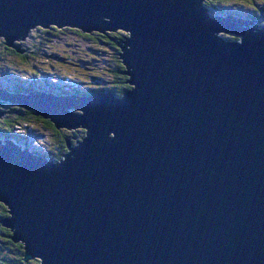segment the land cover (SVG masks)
<instances>
[{
	"label": "water",
	"instance_id": "1",
	"mask_svg": "<svg viewBox=\"0 0 264 264\" xmlns=\"http://www.w3.org/2000/svg\"><path fill=\"white\" fill-rule=\"evenodd\" d=\"M206 1L0 0L18 54L38 26L129 33L122 96L0 86V118L12 103L86 132L58 160L0 139L2 222L25 261L264 264V28Z\"/></svg>",
	"mask_w": 264,
	"mask_h": 264
},
{
	"label": "trees",
	"instance_id": "2",
	"mask_svg": "<svg viewBox=\"0 0 264 264\" xmlns=\"http://www.w3.org/2000/svg\"><path fill=\"white\" fill-rule=\"evenodd\" d=\"M232 1L234 0L206 1L208 14L223 15L224 13L235 12V15L249 17L250 20L257 21L258 24L263 26V21L257 19V15L263 14L262 9L255 16L246 12L248 6L253 7L255 10L258 9L257 0L244 2V13L234 11L235 4ZM128 34L127 31L122 29L106 32H84L72 26L62 28L54 25L50 27L38 26L30 30L28 37L20 42L24 49L23 54H18L8 48L4 38L0 37V71L3 75L2 78L4 80L7 78L6 81L11 84V89L15 92H30L35 87L43 89L44 82L49 79V76H52L54 82L47 83L62 86L59 91L53 87L49 88L53 93H70L79 96L105 92L114 94L117 97L122 96L124 91L131 87L126 82L129 77L124 74L125 66L119 59L120 43L124 42ZM230 37L235 40L232 36ZM79 44L82 46L83 53L77 47ZM106 50L113 52L110 54V58L105 57V55H108ZM6 55L18 56L23 62L30 61L34 72L23 73L28 69L21 68L19 65L12 68V61L7 59ZM73 66L77 67L75 68L77 73L68 71L69 67ZM105 70L111 74L110 80L104 78ZM12 82H15V84ZM109 82L110 84L105 87L94 85ZM0 85L2 84L0 83ZM1 87L5 88L6 86L2 85ZM3 109L4 115L0 118V139L3 141L13 139L19 145L31 149L28 141L36 142L35 139H38L40 134L38 128L31 126L32 123L36 125L41 123L44 128L49 126L56 131L59 130L51 120L37 115L33 110L25 107L8 103ZM26 134L32 136L33 140ZM59 135H55L57 140ZM62 141L61 143L59 140V143L52 150L38 145V148L45 152L38 149H33V151L42 153L52 160L61 159L63 152L67 150L66 136ZM7 216H9L7 206L0 202V264H40L38 258L28 262L23 259V243L14 241L11 237L13 231L3 225L2 219Z\"/></svg>",
	"mask_w": 264,
	"mask_h": 264
},
{
	"label": "rangeland",
	"instance_id": "3",
	"mask_svg": "<svg viewBox=\"0 0 264 264\" xmlns=\"http://www.w3.org/2000/svg\"><path fill=\"white\" fill-rule=\"evenodd\" d=\"M246 1H250V0H234V1H232L234 4H235V10L234 11H238V12H243L244 11V2H246ZM247 3V2H246ZM256 5H257V7H258V9L257 10H255L253 7H249L248 6V10L246 11V12H251L252 14H254V15H257L258 13L257 12H259V10H261L262 9V15H257V16H259L260 17V20L261 21H263V26H260V27H264V0H257L256 1ZM259 3V4H258ZM244 13V12H243ZM223 15H226L225 13L223 14ZM220 36H222L223 38H225V39H232L230 36H232L233 38H235V39H238V37H235L234 35H231L230 33H220L219 34ZM23 40H16V42H18V43H20V42H22ZM77 47L79 48V51L81 52V53H83V49H82V46H80V44L79 45H77ZM10 49H12V48H10ZM12 50H14V49H12ZM15 51V50H14ZM111 53H113L111 50H106V54H108V55H105V57L106 58H110L111 57ZM6 58L7 59H10V61H12V68H14V67H17L18 65H19V67H21V68H26V69H28L27 71H24L23 73H26V74H28V71L30 72V73H32V72H34V70H33V67L30 65V61L28 62H23L18 56H13V55H6ZM75 59V58H74ZM105 65V64H104ZM106 66V65H105ZM106 67H109V66H106ZM75 68H77L76 66H73V67H69V72L70 73H77V70L75 69ZM20 74H21V72H20ZM104 78L106 79V80H110V76H111V74L107 71V70H105L104 71ZM2 73H1V71H0V83L2 84V85H4V86H6V87H8V88H11V84L9 83V82H7L6 81V79L7 78H5V80L2 78ZM26 77H28V75H26ZM12 83H14L15 84V82H12ZM40 83H42V82H40ZM45 83V82H44ZM110 84V82L109 83H107V84H101V85H99V84H94L95 86H98V87H105V86H107V85H109ZM33 87V86H32ZM45 87H46V83H45ZM45 87L43 88V90L45 89ZM52 92V91H51ZM68 109H71V110H74L75 111V109L74 108H68ZM78 110V109H77ZM80 111V110H79ZM31 126H34V127H36V128H38L39 130H40V134H39V138L38 139H35V141L36 142H32V141H28L29 142V144H30V146L32 147V149H38V150H40V151H43V152H45L44 150H42V149H39L38 148V145H40L42 148H47V149H49V150H52V148L54 147H56V145L59 143V140L61 141V143L63 142L62 140L64 139V137L66 136V138L67 139H70L71 140V142H72V145L73 146H76L77 144H78V142H76V140H81V138L83 137V136H85L86 135V132H85V130H84V127H81V128H77V129H74V130H68V129H66V128H61L62 130H58V131H56L54 128H52V127H49V126H47L46 128H44V126L41 124V123H38V125H36V124H34V123H32L31 124ZM32 131V130H31ZM72 131V132H71ZM56 134H60L59 135V137H58V140H57V137L55 136ZM72 134L73 135H75V137L74 138H72L71 136H72ZM31 140H33L32 139V136H30L29 134H26ZM66 149V148H65ZM66 151L67 150H65L63 153H66ZM33 153L34 154H37L38 152H34L33 151ZM39 154H42V153H39ZM43 155V154H42ZM46 157V156H45ZM38 258V257H37ZM35 259V258H34ZM39 259V258H38ZM32 259H30V260H28V261H31ZM27 261V262H28Z\"/></svg>",
	"mask_w": 264,
	"mask_h": 264
},
{
	"label": "bare ground",
	"instance_id": "4",
	"mask_svg": "<svg viewBox=\"0 0 264 264\" xmlns=\"http://www.w3.org/2000/svg\"><path fill=\"white\" fill-rule=\"evenodd\" d=\"M69 84V83H68ZM102 93V92H101ZM79 126H81V124H79ZM61 128H66V129H68V130H74V128H67V127H65V126H61L59 129H61ZM77 128H81V127H75V129H77ZM85 130V129H84ZM73 142V141H72ZM32 152V151H31ZM34 154V153H33ZM35 155H41V156H44V155H42V154H39V153H37V154H35ZM40 264H41V260H40Z\"/></svg>",
	"mask_w": 264,
	"mask_h": 264
},
{
	"label": "flooded vegetation",
	"instance_id": "5",
	"mask_svg": "<svg viewBox=\"0 0 264 264\" xmlns=\"http://www.w3.org/2000/svg\"><path fill=\"white\" fill-rule=\"evenodd\" d=\"M254 16H255V15H254ZM253 19H254V18H253ZM257 19L259 20V19H260V17L258 16V17H257ZM8 48H9V47H8Z\"/></svg>",
	"mask_w": 264,
	"mask_h": 264
}]
</instances>
